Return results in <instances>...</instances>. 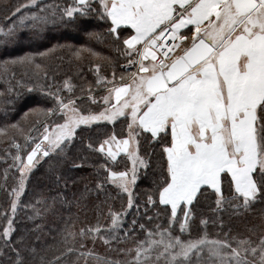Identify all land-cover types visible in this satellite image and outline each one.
Masks as SVG:
<instances>
[{
  "label": "snow or ice",
  "instance_id": "6c2138e0",
  "mask_svg": "<svg viewBox=\"0 0 264 264\" xmlns=\"http://www.w3.org/2000/svg\"><path fill=\"white\" fill-rule=\"evenodd\" d=\"M10 11L0 25L5 42L21 27L41 31L97 18L107 27L95 38H112L125 64L119 79L115 72L111 79L102 74L100 64L93 65L92 83L81 73L80 96L70 76L62 86L47 83V71L42 74L45 82L19 81L22 87L31 84L30 91H43L52 104L44 110L49 120L39 137L15 145L17 154L3 174L0 187L12 200L4 212L7 226L0 230V264H36L37 259L45 264L36 247L21 248L23 241L14 240V218L41 159L54 162L50 173L67 188V180L56 172L60 158L78 142L84 154L75 155L72 166H91L96 182H86L78 197L73 193L74 201L62 191L50 198L37 191L39 199L24 207L39 217L55 213L57 203L79 204L93 193L109 197V186L127 194V203L118 211L109 208L107 223L100 220L106 201L97 204L95 224L68 231L80 237L74 241L80 251L68 248L67 254L93 258L97 264H264V222L245 235L233 234L224 219L264 202V0H72L63 7L27 0ZM11 64L41 67L29 54ZM8 67V61L0 64L5 71ZM34 75L40 81L41 74ZM109 84L113 87L107 89ZM101 86L107 89L102 97L94 94ZM121 120L125 128L119 133L78 141L94 124L114 127ZM89 154L102 157L103 163L92 162ZM121 161L124 167L118 170ZM142 174L152 177L143 211L134 191ZM209 198L211 218L197 211ZM149 207L166 213V226L153 224L159 212L149 216ZM198 218L205 231L192 237L191 224ZM209 223L217 227L216 236H209ZM89 238L123 258L97 255L87 249ZM130 238L133 247L120 246ZM62 258L53 264H61Z\"/></svg>",
  "mask_w": 264,
  "mask_h": 264
},
{
  "label": "trees",
  "instance_id": "16d2710c",
  "mask_svg": "<svg viewBox=\"0 0 264 264\" xmlns=\"http://www.w3.org/2000/svg\"><path fill=\"white\" fill-rule=\"evenodd\" d=\"M51 1H56L61 6L70 3V0H42L40 3L49 5ZM26 2L27 0H0V25L6 23L5 17L11 15L10 10H14L15 6ZM106 27L97 18H90L86 23L78 19L75 23L60 24L58 26L50 25L41 31L21 27L17 29L16 37L7 42L0 37V64L5 61L9 62L7 71L0 68V93L3 94L0 95V186L4 183L3 174L5 170L9 169L12 164L16 149L15 145L22 142L21 133L29 131L39 123L38 121L35 122L36 117L29 119L30 113L32 111L41 112L52 104L51 99L43 91H30L31 84L22 87L19 81L23 77L25 82L28 80H32L33 83L45 82L42 74L47 71L48 80L46 82L62 86L63 80L70 76L72 77V83L77 85L75 93L80 96L79 86L84 83L81 73L89 83H92L95 78L92 68L95 64L101 65L102 74L107 75L109 79L112 78L113 72L119 78L121 67L125 62L123 56L117 53L112 38L102 36L100 39H96L94 35L96 33H106ZM73 36H77V39L73 40ZM29 37L34 38L36 41L24 43V38L28 39ZM40 53L44 55L41 56ZM26 54L35 55L36 62L41 67L36 69L35 66L26 67L11 64L13 59ZM35 73L41 74L40 81L35 79ZM8 89L13 90L6 91ZM68 94L65 90L64 95ZM111 127L112 125L109 123L94 124L82 133L81 137H78V141L83 138L84 142L87 143L89 137L93 140H102L105 138V134L111 131L109 130ZM116 131H118V126ZM77 154H84L79 142L75 148L68 150L66 157L59 160L56 174L64 176V179L67 180V188H64L63 183L59 185L55 183L50 173V166L54 162L45 163L42 159L41 163L34 169L27 194L21 197V206L14 218V228L16 229L13 234L14 240L17 243L23 241L21 248L25 246L36 247L40 255L44 257L45 264H53L60 257H63L61 264H97L93 258L79 259L78 254H67L68 248H75L77 253L80 251L79 244L74 243V241H79L80 237L69 236L68 231L78 232L81 227L95 224L98 216L96 205L101 201H106L101 207V211L104 213V216L100 217L101 223L108 222L106 216L109 208L118 211L121 210L122 205L127 203L125 194H118V189L109 186V197L100 195L97 198L93 193L79 204L75 202L71 205L57 203L55 213L49 212L39 217L34 216L31 208L24 207V205L35 203L39 199L36 195L37 191L42 192L44 196L49 198L56 196L58 191H62L69 201H74L73 193L78 197L86 182L90 186L94 184L97 179L95 169L88 166L83 170H78L72 166L73 157ZM89 155L92 162L103 163L102 157ZM13 171L14 169L8 173L9 184H13ZM151 180V175L143 176L142 174L140 182L134 189L142 206L141 211H143L144 194L151 189ZM11 200L10 193L0 187V230L7 226L4 212L10 207ZM49 202H51L50 199ZM202 204L203 206L197 209L198 213H203V216L211 218L213 213L208 205L212 204V199L202 201ZM157 212H159V218L153 221V224L160 223L166 226L167 215L164 211L149 207L148 215L153 216ZM134 214V210L130 211L128 220H131ZM200 218L191 224L192 237H197L205 231V226L199 222ZM224 219L226 226L231 227L233 234L246 235L248 229L264 222V202L255 203L252 209L243 215L229 218V215L225 214ZM140 223H145V219L140 218ZM206 230L209 235L214 236L218 229L215 225L209 223ZM175 231L177 234L179 233L178 226ZM257 234H259V229ZM137 235L143 238L142 233H137ZM96 244L97 242L93 244L90 238L86 241L87 248L91 247L98 255L95 249ZM123 245H127V243L120 246ZM36 264H39V259H37Z\"/></svg>",
  "mask_w": 264,
  "mask_h": 264
},
{
  "label": "rangeland",
  "instance_id": "374dc122",
  "mask_svg": "<svg viewBox=\"0 0 264 264\" xmlns=\"http://www.w3.org/2000/svg\"><path fill=\"white\" fill-rule=\"evenodd\" d=\"M40 1H42V0H39V2ZM72 3V0H70V3L68 4V5H70ZM51 4H57V2L56 1H51ZM63 7V6H62ZM73 38V40H76L77 39V36H73L72 37ZM76 38V39H75ZM31 41H36L34 38H32V37H29L28 39L27 38H24V43H28V42H31ZM125 64V62L123 63V65ZM131 72H135V68H133V69H131ZM120 75V74H119ZM117 79H119L118 77H117ZM113 87V85L112 84H109L108 86H107V89H110V88H112ZM107 89H105L104 87L103 88H101V89H99V90H97V91H94V94H98V96H100V97H102V96H104L105 94H106V92H107ZM93 108H96V106L95 105H93L92 106ZM45 115V113H44V110L43 111H41V112H35V111H32L31 113H30V118L29 119H31L32 117H36V119H35V122L36 121H38L39 123H37L32 129H30L29 131H23L22 133H21V135H22V137H23V139H22V142H21V145H26V143H30V141H31V139H33V138H38L39 137V135H40V133L42 132V130H43V128H42V126L43 125H45L47 122H48V120H49V117L48 116H46ZM109 124H111V123H109ZM112 125V124H111ZM117 126H118V131H116L117 130ZM125 128V125H124V123H123V121L121 120V121H118L116 124H115V126L113 127V125H112V127L109 129V130H111V131H109V135L113 132V131H116V132H121L123 129ZM31 132H33L32 133V135H30V133ZM104 139V138H103ZM102 139V140H103ZM34 146V145H33ZM17 154V150L15 149V152H14V156ZM118 160H119V158H118ZM41 161H42V159L39 161V163H41ZM12 163H13V161H12ZM38 163V164H39ZM37 164V165H38ZM123 167H124V161H121L120 162V164H119V169L118 170H123ZM125 196H126V199H127V194H125ZM203 233H201L200 235H202ZM218 234V230L215 232V235L214 236H216ZM221 235H222V233H221ZM210 237H213V236H211V235H209ZM95 242H97V244H96V250H97V252H98V255L99 256H107L108 258H111V259H117L118 257H120V258H123L122 256H121V254H119L118 252H115V251H111L106 245H104L103 243H102V241H100L99 239H97ZM122 247H133V244L131 243V241L129 242V243H127V245H123ZM87 249H92L91 247L90 248H87ZM95 251V250H94ZM105 253H107L108 255H106ZM85 264V263H84Z\"/></svg>",
  "mask_w": 264,
  "mask_h": 264
}]
</instances>
